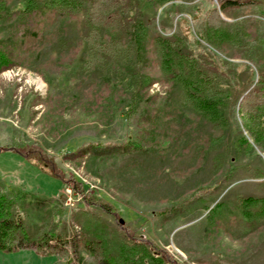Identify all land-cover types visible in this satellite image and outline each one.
<instances>
[{"label":"rangeland","instance_id":"obj_1","mask_svg":"<svg viewBox=\"0 0 264 264\" xmlns=\"http://www.w3.org/2000/svg\"><path fill=\"white\" fill-rule=\"evenodd\" d=\"M215 7L217 0H168L148 8L146 20L165 36L189 32L195 50L196 32L207 26L225 59L246 62L257 74L255 61L264 66V17L251 3L220 10L221 18L211 13ZM15 24L0 21V41ZM39 29L20 62L0 72V195L12 202L13 214L21 213L31 235L50 230L76 238L80 258L73 246L68 255L51 245L49 252L0 249V264H125L118 240L129 232L179 264H264V223L248 219L239 203L264 196V148L243 129L235 102L222 109L228 123L213 122L186 100L183 86L164 75L157 59L147 70L161 78L149 88L159 96L143 97L127 68L93 52L82 13H48ZM253 85L241 70L236 98ZM127 140L143 147L126 149ZM34 151L44 153L48 165ZM53 162L66 177L73 173L96 189L112 212L83 200L64 203L60 195L73 187L55 175ZM202 188L211 193L196 195ZM176 206L172 216L161 214ZM88 213L108 225L102 236L80 223ZM86 239L101 240L92 241L96 251H88Z\"/></svg>","mask_w":264,"mask_h":264},{"label":"trees","instance_id":"obj_2","mask_svg":"<svg viewBox=\"0 0 264 264\" xmlns=\"http://www.w3.org/2000/svg\"><path fill=\"white\" fill-rule=\"evenodd\" d=\"M167 1L23 0L21 4L12 8L10 6L12 0H0V21H16L10 38L0 41V72L18 64L22 57L21 53L28 50L39 39L41 36L39 28L44 25V19L48 13L61 18H70L82 13L88 27L87 38L90 41L94 38L91 48L93 52L99 56L112 58L115 68L119 66L127 68L135 76V88L143 97L159 96L156 92L150 95L149 88L161 78L147 70L155 68L154 60L157 59V64L164 75L183 86L186 100L193 102L213 122L222 125L228 123L229 118L224 116L222 109L226 106V102H235L243 129L248 131L251 137L264 148V66L254 60L259 68L256 74L253 66L246 62L238 63L225 59L224 54L213 45L209 38L213 34L207 36V26L202 27L199 33L196 32L194 37L196 50L189 46V32L178 29L172 35L159 34L157 27L146 20V10L150 7H159ZM217 1L220 7H215L214 13L213 11L211 13L219 18H221L220 10L248 6L250 3L264 17V0ZM201 9V7L196 8L197 13H201ZM179 20L188 19L179 16ZM261 20L264 23V19ZM241 70L249 72L254 85L241 92L236 98L235 91ZM241 141L249 144L245 136L241 138ZM122 145L126 149L143 147L131 140H127V143ZM34 152L40 156L38 159H41V162L46 161L44 153ZM93 152L97 154L96 151ZM50 166L56 168L55 175L61 177L66 184L70 183L85 203L112 212L114 206L105 202L96 189L86 187L73 173L66 177L65 173L60 172L56 167L55 162ZM231 171L233 172L234 169ZM261 174L264 177V172ZM226 179L227 177L217 185H224ZM204 190L203 188L198 190L196 195L206 196L211 193ZM239 203L243 214L248 219H256L259 225L264 223V196L240 197ZM11 204L12 202H9L5 194L0 195V249L12 251L19 248H43L45 252H49L51 249L48 247L54 245L69 255V248L73 246V251L77 255L76 238L73 237L71 240L61 237L60 233L50 230L36 236L31 235L21 213L11 212ZM179 210L176 206L162 211L161 214L170 217ZM89 214L82 217L80 223L93 231L101 230L100 233H96L102 236L103 230L108 229V225L99 216H89ZM88 241L85 240L84 246L91 253L98 248L93 243L95 241L97 245L101 243V240ZM118 243L121 250L127 252L126 256L125 252L122 255L125 264H179L172 256L158 251L153 242L137 238L130 232L122 234ZM91 253H88V257L92 255ZM68 257L72 260L70 256ZM77 258L79 260V255Z\"/></svg>","mask_w":264,"mask_h":264},{"label":"built area","instance_id":"obj_3","mask_svg":"<svg viewBox=\"0 0 264 264\" xmlns=\"http://www.w3.org/2000/svg\"><path fill=\"white\" fill-rule=\"evenodd\" d=\"M65 193L67 194V205L75 206L77 202H79L80 196H78L71 187H68Z\"/></svg>","mask_w":264,"mask_h":264},{"label":"water","instance_id":"obj_4","mask_svg":"<svg viewBox=\"0 0 264 264\" xmlns=\"http://www.w3.org/2000/svg\"><path fill=\"white\" fill-rule=\"evenodd\" d=\"M60 198H61L62 201H65V200H66V195H65V194H62V195L60 196ZM120 222L123 223V222H124V219L121 218V219H120Z\"/></svg>","mask_w":264,"mask_h":264}]
</instances>
